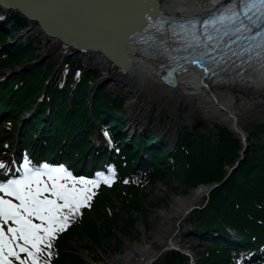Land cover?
Returning <instances> with one entry per match:
<instances>
[{
	"label": "bare ground",
	"instance_id": "obj_1",
	"mask_svg": "<svg viewBox=\"0 0 264 264\" xmlns=\"http://www.w3.org/2000/svg\"><path fill=\"white\" fill-rule=\"evenodd\" d=\"M5 1L30 11L47 31L61 40L77 46L92 47L87 48L82 56L87 63L94 62L99 66L105 73L104 81L110 80L112 83V91L123 89L129 99L127 109L136 126L154 123L165 137L173 140L180 128L189 127L192 119L202 114L209 121L222 119L220 124L227 123L238 138H245L246 144L249 133L244 129L245 124L264 117V84L257 88L219 89L210 82H197L188 74V68L180 67L179 85L171 88L161 82L158 76L160 69L156 65L134 54H130L129 61L122 62L125 68L130 64L128 71L123 72L115 67L112 56L126 45L124 42L129 40L125 37H131L145 15L137 0ZM215 1L218 0H156V8L166 11L169 16H197L199 12L212 9ZM34 33L43 36L44 54L50 56L61 50L60 42L49 38L38 21L31 22V28L24 36L31 38ZM74 54H78L77 51ZM156 108L158 114L153 117ZM165 113L169 114L170 120L163 123ZM202 192L206 193L207 188L202 187ZM198 197L175 199L158 216L160 224L156 217L153 218L151 232L146 231L142 242L138 241L136 245L127 243L123 255L105 264H159L165 254L163 241L166 237H173L174 231L170 232L172 227H181L189 221L192 212L186 213L197 205ZM140 209L134 215L139 214ZM259 209L264 210V198ZM188 236L181 235L184 238Z\"/></svg>",
	"mask_w": 264,
	"mask_h": 264
},
{
	"label": "snow or ice",
	"instance_id": "obj_2",
	"mask_svg": "<svg viewBox=\"0 0 264 264\" xmlns=\"http://www.w3.org/2000/svg\"><path fill=\"white\" fill-rule=\"evenodd\" d=\"M218 13L219 20L237 25V33L251 32L244 20L264 18V0L229 3ZM256 35L261 37L257 46L264 48V33ZM0 170L6 177L0 180V264H46L42 255L52 248L58 233L91 206L101 184L111 186L116 179L115 169L87 178L73 175L64 166H37L27 157L16 170L18 176L9 177L11 170L3 161Z\"/></svg>",
	"mask_w": 264,
	"mask_h": 264
},
{
	"label": "trees",
	"instance_id": "obj_3",
	"mask_svg": "<svg viewBox=\"0 0 264 264\" xmlns=\"http://www.w3.org/2000/svg\"><path fill=\"white\" fill-rule=\"evenodd\" d=\"M24 24V21L18 19V21H14L13 29H17L20 25ZM18 48L20 50L18 52L21 56V60L36 57L31 47L24 48L20 45ZM11 50L15 51V48L12 47ZM16 60L17 59H13V57L9 59V61H12L10 62L12 64H17L18 62H15ZM30 75L32 76V80L28 86L27 84L25 85L24 89H26V86L29 89V87L35 83V80L42 75V72L40 70H34L30 72ZM91 77L92 75L90 72L85 73V78L82 82L83 84L81 83L79 90L84 91L86 87H88L87 80ZM75 99L76 102L74 103L73 112L71 113V117L73 119L69 118V122H63L64 125L60 127V132H70L72 130L73 122L78 123L74 128L79 132L83 131L82 128H85L87 125L88 127L93 125L92 120L89 119L92 113L90 111L88 112V109L84 106L85 102H78L79 97L77 96H75ZM114 103L115 105H118L117 102L114 101ZM107 104L109 105L106 101V96L105 98L98 96L95 101L94 111L100 112V115H102L101 112L106 109ZM75 118H81V120L79 121ZM217 129V142H214L212 139L205 136L198 135V138L191 137V145L197 150L198 158H192L189 170H185L189 186L221 182L226 174L225 167L232 164L238 158V152L241 150V146L238 141L228 129L222 127H218ZM262 135V133L256 132L254 137L257 138ZM190 136L191 135L187 133L184 134L182 137V144H185L187 142L186 140H188ZM180 152L183 156L184 153L181 150ZM195 152L196 151H194V155ZM245 158V163L241 165L240 168L233 174L232 178L223 187H221V189H216L212 192L210 206L208 210H206V214L203 215V219L207 227H217L225 224L233 228H238L243 234H246L245 230L257 229L256 232L261 231L259 224L256 223L255 220H250L246 214L251 213L252 215H256L258 218L264 219V210L256 207V204L261 205V201L264 198V145L261 143L253 145L252 148L249 149ZM153 175L157 177L159 175V171L154 170ZM141 200L140 195H135L130 206L127 207L129 221L127 223V227L125 228V233L129 231V225H132L137 218L136 215H134L135 210L137 211L140 207L142 209ZM235 202L241 203L242 207L235 208ZM249 202L252 203L249 204ZM106 204L107 203L104 199L99 202L96 207L95 214L91 215V218L88 220L86 226L87 229L84 231L90 242L93 243L94 247H100L103 245L106 234H113L115 226L119 224L120 215L118 213L109 217L108 214L104 212ZM102 218L105 219V223H98V221ZM77 234L78 233L74 232L72 235L75 236ZM218 253L219 256L227 257L225 250L221 249L214 252V259L224 263L222 258L216 255ZM178 260V264H184L185 258L180 254H173L171 257V264ZM60 264L83 263L77 255H71L70 253L61 261ZM204 264L211 263L207 261Z\"/></svg>",
	"mask_w": 264,
	"mask_h": 264
},
{
	"label": "rangeland",
	"instance_id": "obj_4",
	"mask_svg": "<svg viewBox=\"0 0 264 264\" xmlns=\"http://www.w3.org/2000/svg\"><path fill=\"white\" fill-rule=\"evenodd\" d=\"M23 32L22 35H24L25 32L30 28V24L27 26ZM38 38L36 42V48L39 55L42 56L44 60L50 61L51 63L59 65V60L63 55L61 53L59 54L58 51H55L50 56L47 54H44L45 46H44V40L42 36L38 33H34L31 38L24 37L23 42H27V39H33ZM15 40H13L14 42ZM72 58L76 59V55L72 56ZM79 58L83 61V66L86 68L89 67H96L99 69V66L96 65L94 62H90L89 64H86L84 62V59L81 58L79 55ZM100 75V83L105 82V73L101 71V69L98 70ZM9 71L1 70L0 74L5 77L6 73ZM19 71L18 73H20ZM56 77V75H55ZM110 81V80H109ZM106 82L104 86H106V89L108 92H110L113 96L122 98L124 102V108L127 109L128 101L129 99L125 96L123 89H118L117 91H112L110 87H112V83ZM167 110V109H166ZM158 114L157 108L153 113V117H156ZM204 115H196L195 118L192 119L191 125L192 127L189 128H180L177 133L181 130H188L192 131L195 128L200 129L202 132L207 133L212 138H215V125H219L222 121L220 118L212 119L211 121L207 120ZM170 120L169 114L165 113L163 118V123L168 122ZM226 124V123H225ZM264 124V117L261 119H257L252 123L245 124L244 129L249 133L248 138V145L252 142V134L256 127ZM151 130L155 132L161 133L159 131L160 129H157L153 123L150 124ZM175 140H170L171 144L175 145ZM181 172V171H180ZM185 180L183 179L182 173L175 175H170L166 177V180L161 183H157L153 187H149L148 189L144 190L142 193L141 201H142V210L139 211L140 213L136 214L137 221L133 222L132 225H129V232L125 233V228L127 227V224H125L127 217L129 214H127L126 211H123L120 204L114 203V209L115 211H119L121 214L120 222L118 224V228L114 230V236L112 238H109L108 240H105L104 246L102 248H95L93 251L88 250V245L83 240H77V239H68L69 246H72L75 250H78L77 252L79 255L83 258L85 261V264H105L108 260H111L115 257H119L120 255H123L125 253V248L127 246V243H131V245H136L138 241L142 242L144 238V234L151 232V227L153 225V218H157V223H161L160 219L158 218L159 215H161L166 209L169 208V206L172 204V202L175 199L185 198V199H193L196 198L197 193L200 191L202 194V188L199 189H191L188 185L185 184ZM204 195V194H203ZM150 204H152L150 206ZM205 205V201L198 202L196 207L202 209ZM129 221V220H128ZM125 224V225H124ZM126 226V227H124ZM198 228V220H197V211H194L187 223H184L182 226V231L179 235H185L189 233L190 231L193 233L190 237L186 239H177V242H181L182 244H179L180 246H192L195 244V241L199 240L194 235L195 230ZM85 240V239H84ZM167 240V238L164 240V242ZM131 241V242H130ZM191 241V243H188ZM197 263H200L201 257L196 252L195 254ZM165 256L162 258V261L160 264H164Z\"/></svg>",
	"mask_w": 264,
	"mask_h": 264
},
{
	"label": "water",
	"instance_id": "obj_5",
	"mask_svg": "<svg viewBox=\"0 0 264 264\" xmlns=\"http://www.w3.org/2000/svg\"><path fill=\"white\" fill-rule=\"evenodd\" d=\"M0 3H3V4L6 3L8 6H12V7L18 8L22 13L28 15V16L30 17V19H32L33 21H38V22L40 23V25H41L43 31H44L47 35L54 36V37L58 38V37L55 36L54 34H51L49 31H47V30L44 28V26L42 25V22H40V20H38L37 18H35V17L32 15V13H31L30 11H28L27 9H24L23 7L18 6L17 4H8V2L5 1V0H0ZM58 39H60V38H58ZM62 41H63L64 43H66L67 45L73 46V47H75V48H85V49H86V48H92V47H87V46H77V45H74V44H72V43L66 42V41H64V40H62ZM127 68H130V64L128 65ZM234 129H235V128H234ZM242 140L244 141L245 138L242 137ZM245 153H246V151H245V149H244V151L242 152V154L244 155ZM214 187H215V186H213V188H214ZM213 188H212V189H213Z\"/></svg>",
	"mask_w": 264,
	"mask_h": 264
}]
</instances>
